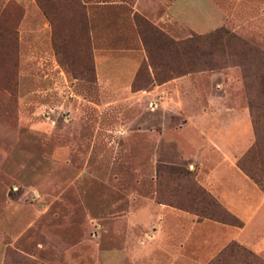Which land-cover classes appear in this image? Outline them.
Segmentation results:
<instances>
[{
    "label": "rangeland",
    "instance_id": "obj_1",
    "mask_svg": "<svg viewBox=\"0 0 264 264\" xmlns=\"http://www.w3.org/2000/svg\"><path fill=\"white\" fill-rule=\"evenodd\" d=\"M78 1L84 5L85 30L74 0H0V264H180L178 257L194 264L215 226L229 235L204 264L230 242L245 246L234 234L239 226L196 221V215L183 209L205 236L199 242L184 240L180 248L179 241L164 245L171 225L164 211L174 207L171 200L184 197L190 181L158 177L156 169L189 170L229 210L211 191L215 178L210 170L222 159H235L237 165L255 141L249 108L255 82L250 74L246 80L243 70L251 73L257 60L238 57L233 39L229 51L213 53L220 67L177 75L187 60L159 50L157 57L174 73L162 71L158 77H174L151 82L144 73L133 87L136 70L129 84L100 92L93 48L101 41L95 33L111 32L114 37L105 42L119 49L133 46L139 34L115 11L100 17L92 9L89 17L87 2L105 0ZM125 1L175 40L224 27L252 51L264 52V0ZM43 8L58 22L56 40ZM144 59L146 54L139 57L137 69ZM168 81L173 84L164 87L168 92H151ZM210 97L215 98V112L246 113L236 119L230 146L209 147L191 129L182 132L186 144L174 143L180 119L169 114L172 104L194 110L199 103L206 106ZM255 114L262 117L264 112L258 108ZM226 122L215 118V134ZM234 207L246 217V209Z\"/></svg>",
    "mask_w": 264,
    "mask_h": 264
},
{
    "label": "crops",
    "instance_id": "obj_2",
    "mask_svg": "<svg viewBox=\"0 0 264 264\" xmlns=\"http://www.w3.org/2000/svg\"><path fill=\"white\" fill-rule=\"evenodd\" d=\"M125 2V0H105L93 3L87 2L88 15L91 17L92 9H94L96 12L98 10L97 15L100 17L115 11L117 16L120 15L124 20H126L129 24L132 23L131 25L135 27L133 22V14L135 10H138V8L136 5L130 6ZM127 6L129 9H126ZM91 35L93 37L92 32ZM113 35L114 34L108 32L107 30H102L96 32L94 36L101 41L99 47L94 45L93 48L97 84L100 92L119 87L120 85L129 84L137 70L139 57L145 55L139 35L138 39H134L133 37L135 40L133 46L124 49L109 47V45L105 42L107 38L114 37ZM121 36L127 37L124 34ZM115 37L118 36L115 35ZM178 81L179 80L176 82ZM169 83H171V81L155 85L151 92L159 90L163 91L165 89L164 87H167ZM171 85L173 84L171 83ZM163 92L165 93L168 91ZM175 104V102L172 104L174 110L171 109L173 112L170 110L171 113L169 114H171V117L173 118L176 117L180 119L179 125L173 129L175 132L180 133L177 141L174 140V143L179 144L180 146L187 143L183 138L185 137V135H183L184 131L191 129L199 136H203V141L209 147L215 148L216 145L221 150L227 148L230 146V141L228 138L231 136L232 139H234V126L237 122L236 119H244L246 116V113L235 111L215 112L214 97L209 98L206 106H203L201 103H199V106L196 105L194 110H188L187 108L180 109L175 106ZM215 118H224L227 120L221 130L216 134ZM203 120H205V123L202 122ZM187 141L191 142L190 139ZM194 163L195 161L193 162V165H195ZM239 171L241 170L237 167L235 159L220 160L217 163V168L214 167L212 170H210L211 178H215V184L210 183V185L213 187L211 188V191L225 204L229 210H231L237 217L243 220L242 226H236L239 228V231L234 232L237 239L245 244V247L264 258V196H260L257 190V185L242 172H240L242 173L240 174ZM235 205L246 209V217L237 215L238 212L235 210V208H237L234 207ZM167 209L168 210L164 211V214L167 215V221L169 220L171 225L169 226V233L164 232L165 235L162 238V241L165 243L164 245H173L179 241L177 247L180 248V244L184 243V240H189V242H199L202 237L205 236L206 231H202V229H195V227L192 225L193 221L191 222L186 218L184 211L170 206L167 207ZM179 219H185L188 225L182 226L179 224V221H181ZM202 232L203 234H201ZM213 232H215V234L209 237L210 242H207L205 245H203V248L201 247V251L198 254L199 256L194 264H204L210 255H212V249L214 250L218 246L220 248L222 246V241L226 236L229 235V232L217 226H215V230ZM217 235H220L218 239H216ZM216 245L218 246L216 247ZM176 259L178 262H180V264H189L187 259L183 257H178Z\"/></svg>",
    "mask_w": 264,
    "mask_h": 264
},
{
    "label": "trees",
    "instance_id": "obj_3",
    "mask_svg": "<svg viewBox=\"0 0 264 264\" xmlns=\"http://www.w3.org/2000/svg\"><path fill=\"white\" fill-rule=\"evenodd\" d=\"M74 2L77 7L76 11L81 14L79 21L81 30H85L86 17L83 15L84 5L78 0H74ZM43 10L50 18L54 40H56L54 28L56 30V24L58 22L54 20L50 12L44 8ZM133 21L146 54V59L141 62L136 76L133 79V87H137L138 78L144 73L150 75L151 82L158 80L159 82H164L174 77L172 76L173 74H170L169 77L161 76V79L158 77L162 71H173L166 61L157 57L159 50L166 52L171 58L180 57L181 59L185 58L187 60L185 69L180 70L177 75L220 67L216 64L213 53L218 48L229 51L235 46H232L233 41L231 40L233 39H237L235 41L236 48L240 52L238 57L245 59L248 56L257 60L256 64L258 66H253L251 73L246 72V69L243 70L245 79L248 80L250 78L248 74H250L255 82L251 92L252 99H249V108L253 114L255 141L238 159L237 165L264 192V115L258 117L255 114L258 108L264 112V52L259 51L257 53L252 51L251 49L253 47L247 41L237 37L224 27L216 28L208 33H191L185 39L175 40L169 37L163 29L154 25L138 13H134ZM53 45L55 50L58 51L56 41H53ZM234 56L236 57L237 54ZM156 173L158 177L169 178L173 181H190L184 186V197L171 200L170 205L193 213L197 216L198 220L207 218L233 226L243 225V222L236 215L223 207L209 191L193 179L192 173L189 170L181 166L167 167L160 165L157 167ZM206 264H264V259L244 245L233 241L221 249Z\"/></svg>",
    "mask_w": 264,
    "mask_h": 264
}]
</instances>
